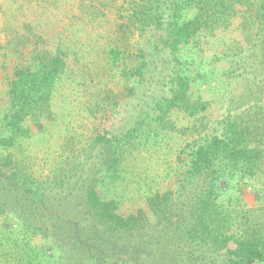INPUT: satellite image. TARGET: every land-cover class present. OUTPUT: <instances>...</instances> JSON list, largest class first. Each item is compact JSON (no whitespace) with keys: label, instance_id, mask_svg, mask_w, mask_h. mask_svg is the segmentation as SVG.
I'll return each instance as SVG.
<instances>
[{"label":"trees","instance_id":"1","mask_svg":"<svg viewBox=\"0 0 264 264\" xmlns=\"http://www.w3.org/2000/svg\"><path fill=\"white\" fill-rule=\"evenodd\" d=\"M116 1L23 0L24 18L5 21L17 63L0 99V262L264 264L263 188L252 207L241 191L264 183V0H123L117 11L127 20H114L109 34L86 35L87 24L74 31L77 20L94 26L109 17ZM96 49L110 70L100 84L119 83L104 88L106 105L98 98L92 108L99 153L35 178L11 148L52 115L57 91L76 83ZM204 64L223 68L219 97L204 98ZM238 79L245 86L230 91ZM180 114L195 121L181 127ZM170 131L196 134L176 188L131 205L111 197L109 183L126 177L128 148L148 149Z\"/></svg>","mask_w":264,"mask_h":264},{"label":"rangeland","instance_id":"2","mask_svg":"<svg viewBox=\"0 0 264 264\" xmlns=\"http://www.w3.org/2000/svg\"><path fill=\"white\" fill-rule=\"evenodd\" d=\"M21 1L23 0H0V99L7 88L9 77L12 76L14 66L17 63L16 54L7 48L9 34L4 29L5 21L7 18H24L25 11L17 8ZM122 3L123 0L112 2L107 7L109 17H105L104 19L99 18L93 21L94 26L88 23L90 21L77 20V23L74 25L75 28L73 27L74 31L80 28L81 24H87V29L83 30V33H86V35L96 37L98 35L109 34L112 27L116 25H114V20H119V22L127 20L124 17L126 16L124 10L120 11V14H122L120 16L117 11L118 4ZM114 30L116 29L114 28ZM87 54L88 56L84 64L87 66L86 72L80 74L76 83H65L60 87L52 103V115H41L42 125L37 128L33 125L31 138L11 148L20 165L30 175L40 180H45L48 177L60 174L63 168H70L75 163H78L82 155L86 156L90 152L93 155L96 152L93 151L92 146L93 137L96 132L93 121H95V118L99 120L100 118L95 115L92 108L97 106L98 98L103 99L104 105L107 104L103 90L104 88H112V84L115 81H109L110 86L106 87L104 85L109 79L110 70L101 49L87 51ZM211 60L208 58L205 61L208 63ZM204 66L207 67L210 75L206 79L207 81L202 80L201 82V88L204 90V98L219 97L221 94L217 92L216 83L220 78L223 68L220 64L214 67L213 71L212 67L206 64ZM111 71L113 73L114 69H111ZM115 83L119 85L118 82ZM208 83L211 84L208 85ZM120 86L125 87L123 83ZM228 86L230 91L237 92V90H242L245 86V81L238 79L231 86ZM99 92L100 95L98 94ZM118 98L120 99V97ZM130 101L131 103L136 102L133 98H130ZM229 105V102L221 101L217 107L222 114H225ZM194 121L195 119L180 114L177 123L182 127L186 124H192ZM217 126V123L210 125L208 131H212ZM195 136L196 134H191L190 132L183 134L180 131H170L168 135L159 139L158 142L148 149H142L140 147L128 148L122 158V167L124 168L126 177L114 187L112 186L113 184L109 183L107 193L111 197H124L126 202H129L131 205L138 197H144L145 194L164 193L165 190L175 189L177 186L176 175L183 170L184 165L188 162L187 144ZM97 153L99 151L95 154ZM100 155L104 156V153H100ZM92 162L94 161L92 160ZM79 167L77 171L80 173L84 172L85 168ZM78 176L79 173H74L72 180H75ZM259 188H263L261 194L264 199V183L261 180L254 185H242L241 191L245 196V206L252 207L258 205L260 199H258L257 191H259ZM177 245L178 243H175L172 249ZM183 250L186 253H190L193 248L186 246ZM202 256L205 258L204 254ZM200 262L201 259H199V264ZM205 262L206 259L201 264ZM0 264L4 263L0 262Z\"/></svg>","mask_w":264,"mask_h":264}]
</instances>
